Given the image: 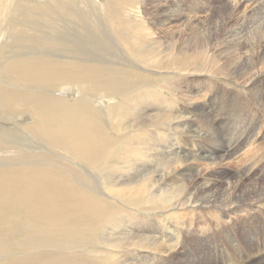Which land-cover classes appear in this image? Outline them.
<instances>
[{"label":"bare ground","instance_id":"6f19581e","mask_svg":"<svg viewBox=\"0 0 264 264\" xmlns=\"http://www.w3.org/2000/svg\"><path fill=\"white\" fill-rule=\"evenodd\" d=\"M64 1L65 4L60 0H0V31H14V36L20 33L15 39L21 41L22 27L27 22L33 24V17L29 18L32 14L48 15L58 7L65 10L62 7L73 2L80 4L78 9L83 12L82 8L94 4L111 15L106 20L108 24L104 23L108 27L113 25L112 32L122 38L123 42L119 40L125 49L126 62L108 59L91 65L87 57H80L81 61L75 56L66 57L69 60L61 55L54 58L33 44L28 45L31 47L28 55H24L23 49V52L14 49L16 52L7 56L8 63L2 62L0 56V76L3 74L5 80L1 83L0 79V115H18L15 125L8 126L10 129L0 124V264H94L109 259L112 253L105 247L111 239L96 252L97 259L91 253L94 244L107 240L105 236L122 242L129 233L122 232L129 229L122 226L128 219L131 241L125 249L130 250L122 254L119 247L115 264H181L182 258V264H186L194 258L192 252L196 255L194 264H203L204 257L205 264H264V3L254 9L243 6L240 11L243 3L252 6L256 0H227L224 11L211 13V18L206 19L208 30L195 35L196 40L191 43L193 49L201 52L199 59L207 67L198 71L204 73L203 79L209 77L207 85L214 84L219 89L220 84L212 78L216 75L235 83L237 88H247L248 98L239 89H225L233 100L227 115H222L220 109L226 102L216 99V92L184 88L193 80L181 87L180 76L169 81L160 79L159 84L171 85L178 92V98L173 99L156 91L149 79V74L167 70L157 72L140 68L139 64L133 66L135 61L130 60L132 55L126 49L136 48L137 52L131 50L129 54H137V58H154L160 48L151 49L152 37L149 38L148 32L151 25L141 30L147 31L138 37L141 42L123 35L125 25L137 15L135 0ZM140 1L144 6L156 2ZM152 8L154 12L158 10L155 5ZM227 15H237L236 24ZM161 18L159 15L153 23L155 27L159 24L156 33L165 25ZM178 24V32H174L179 36L173 40L167 56L179 60L182 54L192 60L186 51L190 46L182 34L193 29L192 22L185 20ZM32 29H25L27 37ZM145 36L147 39H143ZM109 40L113 41L110 37ZM4 44L0 43L2 52ZM55 44L56 40H52L50 45ZM173 44L178 47L176 51ZM142 62L149 66L148 61ZM157 62L150 67L159 65ZM138 78L145 80L137 82ZM75 84L79 96L74 103H68L62 94ZM43 88L50 89V93H44ZM103 97L127 102L115 114L111 105H99ZM179 101L184 103L181 105ZM251 102L257 109L251 107ZM153 105L156 107L148 109ZM214 105L218 106V113ZM129 108L133 112L137 108L145 110V117L131 119L133 123H129L125 120L132 117ZM184 109H193L194 116L187 115ZM212 112L220 118L225 116L227 125L237 120L243 126L222 131L228 138L218 142L211 133V118L216 117ZM98 119L113 129V136L97 125ZM121 125L123 128L128 125L124 132L117 129ZM8 134L14 135L13 141ZM25 135L30 141L24 140ZM120 147L122 150H118ZM113 152L118 160L111 158ZM73 156L82 160V164L72 166L77 161ZM141 158L154 165L149 161L151 164L144 168L137 167L136 174L124 172L130 171L129 167ZM230 164L235 166L231 168ZM119 167L123 177L114 188L112 179ZM96 168L107 194L89 188L85 181L86 172L93 177ZM134 208L141 213L134 212ZM141 220L148 222L144 224ZM192 243L195 250L189 247ZM203 245L207 255L201 253Z\"/></svg>","mask_w":264,"mask_h":264},{"label":"rangeland","instance_id":"374dc122","mask_svg":"<svg viewBox=\"0 0 264 264\" xmlns=\"http://www.w3.org/2000/svg\"><path fill=\"white\" fill-rule=\"evenodd\" d=\"M60 1H63L64 4L66 3V1L64 0H60ZM84 1V0H82ZM98 2H105V0H97ZM39 2V1H38ZM159 2V3H158ZM226 2L227 0H156V2L154 1L153 3L151 4H145L144 6V3H142V1H138V0H135L134 2V5H135V11L136 13H134L136 16L135 18L132 20V21H129V24L125 25L124 27V30H125V34H123L125 37H128V38H134L136 41H142V39L140 40L138 37H143L147 31H142L144 32V34L141 32V30H147V27L149 25L150 26V30L148 31L149 32V38L152 37V41L151 39L149 43H151V49H154L156 46H160V48L158 49V53L159 55L156 56V57H151L149 58V56H144V57H141V58H137V54L135 55L134 53L137 52V49L133 47H131L130 49L132 50V52L134 53H131L129 54V52L131 50H128L126 49L127 53L130 57V60H133L135 61L133 66H139L140 68L142 67H145L147 69H152V70H155L157 72H162V69L163 71L164 70H167L166 73H159V74H154V75H151L149 74V79L152 80V83L151 85L152 86H156L155 89L156 91L158 92H162L163 94L173 98V99H176L178 98L179 94L178 92H174V87L172 88L171 85H164L162 86L161 84L158 83V81L161 79V80H166L169 81V80H172V78H178V76H180L178 78V82L179 84L181 85V87H183L185 85L186 82L188 81H191V83L189 85H185L184 88H188V89H197L199 90L200 92H207V91H210V92H216L217 95H216V99H220L222 101V99L225 100L226 102V105L223 107V109H220V112L222 115H227L228 113V110L230 109V106H231V101L233 100V96L230 95V94H227L225 92V89H229V90H235V89H239L240 92L243 94V95H246V92H247V88L246 86H240L239 88L236 87L235 83H232L231 81H228L226 80L224 77L222 76H214L212 75V78L213 80H215L216 82H218L220 85H219V89H216L215 88V85H207L208 83V80H209V77L208 78H205L203 79V77L205 76L204 73H198L199 69H204V68H207L205 63L203 62V60L199 59V57L201 56V52L199 50H196V49H193L191 47V43L196 40V36L201 33V32H205L206 30H208V21L206 19H209L211 18V13H216L218 9L224 11V8H225V5H226ZM259 2V3H258ZM194 3V4H193ZM256 4H253L252 6L249 5L250 3L249 2H246V3H243L241 6H239L241 9L240 11L245 7L246 9H254V8H258L262 3H264V0H256L255 1ZM92 4V3H91ZM258 4V5H257ZM74 5V6H73ZM80 4H77L75 2H73V4L71 3V5H64V7L62 8H65V10L61 9L58 7V9H53L51 13H49L48 15H44V13H40L39 16L37 15H33L29 18H32L33 20V24L32 23H29L27 22L25 24L23 28L24 30V33H22V40L19 41L17 40L20 35V33L18 34V36H14V34L16 35V33L14 31H11L10 29V33L12 34V37L9 33L8 30H5L3 31H0V43L2 42L4 44V42H7V45L4 44L3 45V51H0V56H2V62L4 60L5 63H8L10 60L9 58H7L8 55L10 54H14L16 51L14 49H17L21 52L24 53V55H28L29 51L31 50V47L28 46V45H31L33 44V46H39L41 47V49L43 50V53H46L45 54H49L51 55V57H57V56H60L62 57L63 59H66V60H69L70 57H78V58H89L88 61L91 63V65H93L95 62H99V63H102V62H105L106 60L110 59V61H115V60H118V61H121L123 62L124 60V63L126 62V54L123 52L125 51L124 48H122V38H118V35L114 32H112V26L109 25H106L105 23H107L108 20H110V17L111 15L108 16L107 13H104V11L100 10V6L98 5H88V8H82L83 9V12L79 11L78 9V6ZM153 5H155V7L158 9L156 12L152 11V7ZM247 7H246V6ZM66 6V7H65ZM72 6V7H71ZM137 6V7H136ZM210 6V7H209ZM220 6V7H219ZM244 6V7H243ZM69 7V8H67ZM77 7V8H76ZM81 7V6H80ZM95 7V9L93 8ZM99 7V8H97ZM253 7V8H252ZM71 8H75L76 11H74V9H71ZM97 8V9H96ZM216 8V9H215ZM68 9V10H67ZM88 9V10H87ZM173 9V10H172ZM59 10V11H58ZM62 10V11H61ZM71 10V11H70ZM73 10V12H72ZM78 10V11H77ZM99 10V11H98ZM160 10V11H159ZM65 11V12H63ZM87 11V12H86ZM188 11V12H187ZM55 12V13H54ZM101 12V13H100ZM104 14H103V13ZM61 13V14H60ZM97 13V15H95ZM191 16H190V14ZM74 14V15H73ZM103 14V15H102ZM171 14V15H170ZM188 14V15H187ZM75 15H78V16H75ZM84 16L83 18H81L82 16ZM95 15V16H94ZM100 17H99V16ZM127 15V13L125 14ZM161 15V21L162 23H164L165 21V25L161 26L160 28V34L159 33H156V31L158 30L157 27H159L158 25V22H157V26L155 27L154 26V22L155 20H157L158 16ZM169 15V16H168ZM186 15V16H185ZM46 16V17H45ZM75 16V17H74ZM87 16V17H86ZM189 16V17H188ZM197 18H196V17ZM202 16V17H201ZM228 17V20L231 22V23H235L237 22L238 20V16L237 15H227ZM48 17V18H47ZM66 17V18H65ZM80 17V18H78ZM86 17V18H85ZM169 18H172L171 20L168 19ZM186 17V18H185ZM195 17V18H194ZM232 17V19L230 18ZM36 18V19H35ZM41 18V19H39ZM74 18V19H72ZM85 18V19H84ZM98 18V19H97ZM167 18V19H166ZM39 19V20H38ZM83 19V20H81ZM51 20V21H50ZM53 20V21H52ZM92 20V21H91ZM95 20V21H94ZM105 20V21H103ZM107 20V21H106ZM144 22H143V21ZM185 20H191L192 22V25H193V29H188V31L186 30L182 32L183 34V39L187 42L188 46H190V49H187L186 51H188V55L191 57L192 60H188L186 59L182 54H181V57L180 59H176L175 58H171V56H167V54H170V45L172 44L173 40H176L177 37L179 36L177 33H175L174 31L177 30V28L179 27L178 25V22H184ZM264 20V19H263ZM12 21V20H11ZM42 21V22H41ZM46 21V22H45ZM47 21H50V22H47ZM94 21V22H93ZM123 21L125 22H128L127 19H125L123 17ZM171 21V23H169ZM9 22V21H7ZM57 22V23H56ZM93 22V24H92ZM104 24H103V23ZM173 22V23H172ZM10 23V22H9ZM43 23V24H42ZM62 23V24H61ZM100 23V24H98ZM40 24V25H39ZM49 24V25H48ZM57 24V25H56ZM108 24V23H107ZM174 24V25H173ZM56 26V28L52 27V26ZM62 25V26H60ZM92 25V26H90ZM141 25H145L144 29ZM6 26V25H5ZM28 26V27H27ZM31 26V27H30ZM45 26V27H44ZM50 26V27H49ZM90 26V27H89ZM101 26V27H100ZM128 27V30L130 29V31L127 30V27ZM153 26V27H152ZM36 29H35V28ZM59 27V28H58ZM62 27V28H61ZM95 27V28H94ZM141 27V28H140ZM168 27V28H167ZM177 27V28H176ZM5 28V27H4ZM29 29H32L30 31V36L25 34L27 33L26 30ZM93 28V29H92ZM98 29V32L97 29ZM104 28V29H103ZM140 28V29H139ZM165 28V29H163ZM15 29V28H14ZM26 29V30H25ZM41 29V30H40ZM46 29V30H45ZM54 29V30H53ZM58 29V30H57ZM67 29V30H66ZM38 30V32H37ZM52 30V31H51ZM57 30V31H56ZM89 30V31H88ZM104 30V31H103ZM110 32H109V31ZM154 30V31H153ZM171 30V31H170ZM191 30V31H190ZM55 31V33H54ZM101 31V33H100ZM165 31V33H164ZM168 31V32H167ZM8 32V33H7ZM37 34H35V33ZM41 32V33H40ZM43 32V33H42ZM53 34H52V33ZM178 32V30H177ZM203 32V33H204ZM46 33V34H45ZM48 33H50V36L48 35ZM62 33V34H61ZM99 33V34H98ZM104 33V34H103ZM109 33V34H108ZM140 33V34H139ZM150 33H152L150 35ZM156 33V34H155ZM189 33V34H188ZM191 33V34H190ZM41 34V35H40ZM61 34V35H60ZM96 34V36H95ZM107 34V35H106ZM127 34V35H126ZM142 34V35H141ZM169 34V36H168ZM186 34V36H185ZM76 35V36H75ZM92 35V36H91ZM159 37H158V36ZM196 35V36H195ZM57 36V37H56ZM61 36V37H60ZM73 36H75L73 38ZM104 36V37H103ZM112 36V38H111ZM166 36L170 37V38H166ZM193 38H192V37ZM11 37V38H10ZM14 37V38H13ZM32 37V38H31ZM50 37V38H49ZM109 37L111 40H113L112 42L109 40ZM166 39H165V38ZM191 37V38H190ZM17 38V39H15ZM24 38V39H23ZM55 38V39H54ZM104 38V39H103ZM159 38V39H158ZM173 38V39H172ZM198 38V37H197ZM10 39V40H8ZM38 39V40H37ZM58 39V40H57ZM121 39V41L119 40ZM139 39V40H138ZM143 39H147V36H145V38ZM163 39V40H162ZM7 40V41H6ZM51 40V41H50ZM52 40H56V43L58 44H55V45H50L52 43ZM107 40V42H105ZM166 40V41H165ZM58 41V42H57ZM88 41V42H87ZM110 41V42H109ZM115 41V42H114ZM21 42V43H20ZM121 42V43H120ZM153 42V43H152ZM167 42V43H166ZM44 43V45H43ZM91 43V45H90ZM109 43V44H107ZM115 43V44H114ZM156 43V44H155ZM160 45H159V44ZM10 44V45H9ZM14 44V46H13ZM37 44V45H36ZM39 44V45H38ZM42 44V45H41ZM153 44V46H152ZM11 45H12V48H11ZM62 45V46H61ZM112 45V46H110ZM116 45V46H114ZM17 46V47H16ZM45 46V47H44ZM65 46V48H64ZM14 47V48H13ZM44 47V49L42 48ZM163 47V48H162ZM165 47V48H164ZM173 47V51H176L178 49L177 46H175V44L172 45ZM14 51H13V50ZM23 49V51H22ZM68 51H67V50ZM161 49V50H160ZM9 50V51H8ZM66 50V51H65ZM95 50V51H94ZM136 50V51H135ZM168 50V51H167ZM63 51V53H62ZM65 51V52H64ZM163 51V52H162ZM166 51V52H165ZM7 52V53H6ZM68 52V53H66ZM73 52V53H72ZM77 52V53H76ZM93 52V53H92ZM95 52H98V53H95ZM58 55H57V54ZM164 53V54H163ZM67 54V55H66ZM68 54H72L71 55H68ZM163 56H162V55ZM5 55V56H4ZM81 55V56H80ZM200 55V56H199ZM64 56V57H63ZM106 56V57H105ZM165 56V57H164ZM14 57V56H13ZM66 57H69V58H66ZM146 57V59H145ZM163 57V58H162ZM12 58V57H11ZM81 58L79 59L81 61ZM92 58V59H91ZM113 58V60H112ZM166 60H165V59ZM6 59V61H5ZM93 59H97L98 61H94ZM140 59H141V62H140ZM143 60H146L148 61V64L149 66L145 65L142 61ZM184 60V61H183ZM102 61V62H100ZM137 61V63H136ZM159 63H158V62ZM171 61V62H169ZM155 63L156 62L160 65H155L153 64L154 66L153 67H150L151 64ZM169 62V63H168ZM203 62V63H202ZM136 63V64H135ZM162 63V64H161ZM176 63V64H175ZM167 64V65H165ZM141 65V66H140ZM173 65V67H172ZM180 65V66H179ZM158 66V67H156ZM167 66V67H166ZM173 69H171V68ZM154 68H158L157 70L154 69ZM176 68V69H175ZM178 68V69H177ZM159 69L161 71H159ZM170 69V70H169ZM172 72V73H171ZM2 74V73H1ZM177 74H180V75H177ZM186 74V75H185ZM117 75H122L121 73H118ZM184 76V77H183ZM165 77V78H164ZM10 78V77H9ZM174 78V79H175ZM187 78V80H186ZM200 78V79H199ZM216 78V79H215ZM0 79H1V83H3V80H4V77H3V74H2V77L0 76ZM144 79V78H143ZM142 78H138L137 82H141L143 80ZM190 79V80H189ZM145 80V79H144ZM201 80H206V83H197L195 81H201ZM5 81V80H4ZM8 82V81H6ZM155 82V83H154ZM0 83V84H1ZM58 83V81H57ZM196 83V84H194ZM150 85V83H149ZM68 86V85H66ZM192 86V87H191ZM61 88V87H60ZM78 86L77 84L75 85H69L66 89V92H64L65 94H62L63 96H66L68 98V103H74L75 100H77L76 97L79 96V91H78ZM62 89V88H61ZM162 89V90H161ZM169 90V92H168ZM242 90V91H241ZM43 92L44 93H50V89H44L43 88ZM102 92V91H101ZM99 92V93H101ZM245 93V94H244ZM173 94V95H172ZM178 94V95H177ZM177 95V96H176ZM215 94H213L214 96ZM225 95V96H224ZM106 97H103L102 99H100V104L98 102V104L100 106L104 105V106H108V105H111L112 109L114 108V110H112L113 113H117V111H119L120 109L124 108L125 107V104L124 102H127V101H123V103H119L117 99L113 98L114 100H108L107 98L105 99ZM248 98V96H247ZM239 99L241 100L242 98L239 97ZM238 99V100H239ZM107 102V103H106ZM182 105V103H184V101H179ZM109 103V104H108ZM133 103V101H132ZM114 104V105H113ZM116 104V105H115ZM251 104V107L254 108V109H257V105L254 104V103H250ZM208 106H212L211 103H209ZM238 104L235 105V107H237ZM151 107H156V105H153V106H150L148 107V109H151ZM218 106L214 105V108H215V111H216V108ZM138 109V108H137ZM135 109L134 112H133V108H129V110H131L132 112V117H126V121H129V123L131 122V124L133 123L132 120H139V119H142L141 116L144 118L145 115L143 116L144 114V111L145 110H141V109ZM137 110V111H136ZM186 114L187 115H193V109L192 110H186ZM188 111V112H187ZM209 111V110H208ZM219 111V110H217ZM216 111V113H218ZM231 113H233L234 111L233 110H230ZM207 113V112H206ZM213 113V112H212ZM216 113H213V114H216ZM6 113H3V116L0 115V124L5 126L6 128H9V127H13L17 121L16 117L15 116H18V115H4ZM114 114V115H115ZM140 114V115H139ZM131 115V113H130ZM138 115V116H137ZM111 116V115H110ZM129 116V115H128ZM9 117V118H8ZM140 117V118H139ZM217 117V118H216ZM216 117H212L211 118V133L214 134V138L218 141V142H222L224 141L225 139L228 138L227 135H224L223 133H221L222 131H231L235 128H239L243 126V124H241L239 121H233L231 120L228 125L226 124V121H225V116H223L222 118H220L217 114H216ZM13 118H14V121H13ZM28 118V117H27ZM166 117H164V120H165ZM132 119V120H131ZM217 119V120H216ZM214 120V121H213ZM8 122H10L8 124ZM98 122L97 125H99L100 127H102L106 133H108L110 136L112 135L113 136V129L108 127L107 123L104 121L102 122L101 119L99 120L98 119ZM214 122V123H213ZM223 122V123H221ZM14 123V124H13ZM101 124V125H100ZM111 125V124H109ZM126 125V124H125ZM9 126V127H8ZM112 126V125H111ZM128 126V125H127ZM127 126H124L125 128L121 126H117V129L118 128H121L120 131H123L124 132V129L127 128ZM10 129V128H9ZM108 129V130H107ZM222 129V130H221ZM116 130V129H115ZM218 130V131H217ZM4 133V132H3ZM216 133V134H215ZM9 135V134H8ZM27 135H25V138L24 140H28L30 141L29 138L26 137ZM9 137L11 138V141H13V138H14V135H9ZM162 143H165L163 141H161ZM161 143V145H162ZM25 144H30V143H25ZM158 149V147H156ZM118 150H122V147H120ZM107 155H108V151H107ZM117 154H115V152H113L111 158H115L114 160H118L116 156ZM137 156V155H136ZM138 157V156H137ZM73 158H75L77 161H74L75 163L72 164V166H75V165H79L80 163L82 164V160L80 161V159L76 158L73 156ZM140 158V157H138ZM233 159L235 158H231L230 160L232 161ZM141 160V161H140ZM140 161V162H139ZM150 160H147V161H144L143 158L141 159H138L136 164L133 165V167H129L131 169H129L130 171L128 170H125L124 172L127 173L129 172V174H136L139 170H137V167H142L144 168V165H148V164H151V165H154V162L150 161L151 163H149ZM77 162V164H76ZM85 163V161H83ZM145 162V163H144ZM160 162V161H159ZM234 161H232L233 163ZM138 163V164H137ZM236 163V162H234ZM138 165V166H137ZM234 164H230V167H234L232 166ZM92 168H95V167H92ZM134 170V171H133ZM96 174L95 176H91L89 174H87L86 172V175H84L85 177V181H88L87 184L89 186V188H92V189H95V190H98L99 193H102L103 194H107V190L106 189H102L103 188V180L98 176L97 172V168L93 170ZM118 171V172H117ZM122 171V168L119 167L118 169H116V171L114 172V176H113V186L115 188V184L118 183L119 181L121 182L122 181V177L123 175L121 176V173L120 172ZM120 172V173H119ZM145 173V172H144ZM116 176V177H115ZM109 174L107 176V180L109 179ZM129 178V177H128ZM118 181V182H116ZM108 190H111L110 187H108ZM123 193L125 191H122ZM116 197L118 196L117 194H114ZM107 200V198H105ZM113 199V202L115 203L116 201L114 200L115 198H111ZM134 212H139L141 213V211H139L138 209L134 208L133 209ZM145 212H148V211H145ZM146 214H149V213H146ZM151 214V213H150ZM130 219H128L127 221H125V223L122 225L124 228H129L128 231H122L123 233L124 232H129L128 234L127 233H124V234H127L126 236H123L124 238L122 239V242H116L115 239H117L116 237H108V236H105L107 237L106 239L107 240H100L98 242V245H96V243L94 244V249L91 251L92 255L94 256L95 259H97L96 257H98L97 255V251H99L101 248H103V246H106L107 242H109L111 239V241L109 242V245L106 248V251H111L112 253V257H110L109 259H101V260H98L96 261L94 264H108V262L110 264H115V255L119 254L120 253V248H122V254L123 253H126L128 252L130 249H125V247L127 246V243L129 242L130 244V241H131V229H130V224H131V220L129 221ZM148 221H145L143 222L141 220V223H144L146 224ZM150 224L152 226H155L156 227V223H154V221H151ZM145 226V225H143ZM146 227V226H145ZM107 233H109L107 230H106ZM130 234V235H129ZM100 236V234H99ZM116 236V235H115ZM102 237H100L101 239ZM113 238V240H112ZM126 241V242H124ZM104 244H103V243ZM116 242V243H115ZM84 245H87L89 247H91V244L90 243H85L84 242ZM103 245V246H102ZM117 245V249L115 248ZM191 246V247H190ZM120 247V248H119ZM190 249L191 250H195V244L192 243L189 245ZM194 247V248H193ZM206 247L205 245H203V247L201 248V253H204L205 255H207V251H205ZM114 253H113V251ZM204 250V251H203ZM1 253V252H0ZM96 253V254H95ZM193 255H194V258H192L188 263L186 262V264H194V259L196 257L195 253L192 252ZM124 258H126L124 255H123ZM205 258V257H204ZM204 258H201L202 260V263L205 264V260ZM183 258H182V261H181V264L183 263Z\"/></svg>","mask_w":264,"mask_h":264}]
</instances>
